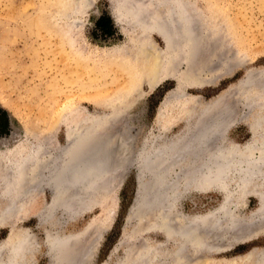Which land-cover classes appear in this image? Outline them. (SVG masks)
Listing matches in <instances>:
<instances>
[{
	"label": "rangeland",
	"instance_id": "obj_1",
	"mask_svg": "<svg viewBox=\"0 0 264 264\" xmlns=\"http://www.w3.org/2000/svg\"><path fill=\"white\" fill-rule=\"evenodd\" d=\"M131 1L92 0L88 8L80 4L76 12L71 7L70 15L60 17L55 13L57 0H0V108L6 110L9 117L7 129L0 130V209L8 201L5 193L9 189L6 186L14 180H10V175L17 170L15 162L26 161L22 162L26 170L23 185L28 187L31 183L29 178L31 180L33 177L29 168L33 156H24L33 154L48 161L47 164L42 161L38 166L39 176L42 175L39 189L32 190L20 205L11 208L9 215L0 216V223H4L0 226L2 252H7L14 238L24 231L33 237L32 252L26 255L28 264H57L52 260L48 244L49 236L56 233L72 235L84 231V239L80 237L71 242L79 249L84 248L87 241L94 240V255L87 258L85 264L124 262L142 240L164 244L167 252L173 250L176 245L159 229L142 230L146 224L141 223L136 210L134 213L129 208H135L139 182L151 179L139 166L140 152L150 150L158 139L176 137L193 122L191 126H195V123L198 125V112L191 114L188 120L181 117L195 100L208 103L221 96L220 106H228L224 107L227 114L225 109L222 113L223 110L220 112L217 108L210 111L211 114H198L200 120L207 115L214 122L219 118L222 121L230 120L227 119L228 114L230 118L233 117L234 122L223 136V143L227 147L235 145L244 148L257 138L253 125L258 113L254 96L259 86L264 95V75L260 73L264 70V0H191L194 79L198 74L195 80L210 79L209 84L190 86L187 81L178 83L174 79H166L153 90L142 85L137 96L133 94L138 90H129L134 80L128 65L104 61L98 66H79L68 57L71 56L69 49L64 51L57 47L61 43L52 32L53 28L63 23L78 22V27L74 26L72 33L73 44L84 52L96 50L95 59L100 58L99 49L130 47L148 36L164 49L159 36L142 29V19H147L146 15L139 14L141 16H138L137 22L134 15L125 13V6L127 9L130 3H137L136 0ZM73 3L78 4L79 0H73ZM99 18L105 19L104 26L107 28L98 25ZM4 36L7 38V52L4 50ZM185 60L177 68L182 76L189 73L190 64ZM249 72L252 74L247 77V80L250 79L248 82L255 80L252 88L244 83ZM259 75L260 84L256 80ZM182 93L189 99L178 98ZM116 97L124 98L117 101ZM113 99H116L113 106L97 105ZM167 99L169 103L175 101L176 105L165 106L167 114L160 119V105ZM248 102L252 103L250 107ZM214 111L217 115L213 114ZM218 113L219 117H216ZM223 114V117L227 116L223 118ZM95 126L100 128L96 139L111 149L115 159L114 167H111L117 171L112 186L107 188L105 185L107 187L98 189L88 210L73 214L74 207L68 211L56 206L52 212H47L45 209L54 195L51 184L46 183L49 170L62 163L79 127L86 129ZM107 147L105 149L108 150ZM3 170L6 172L2 173ZM6 174H9L8 177ZM241 200L236 208L245 224L241 231L211 228V240L217 245L219 241L221 246L198 253L194 249H187L188 255L193 256H190L193 259L188 260L189 264H257L259 257L255 252L258 251L254 249H264V219L261 221L256 217L260 207L255 193H248ZM225 201V195L219 189L186 190L179 200V209L187 216L203 215L210 211L217 214ZM233 203L229 205L230 208L234 207ZM128 210L137 216L126 220ZM221 220L227 223V218ZM222 235L224 237L218 239ZM165 250L162 247L161 252ZM161 254L159 260L152 261V264H174L169 260L172 257L170 253L169 256L166 252ZM165 258L168 260L163 261ZM127 264H130L129 260Z\"/></svg>",
	"mask_w": 264,
	"mask_h": 264
},
{
	"label": "bare ground",
	"instance_id": "obj_2",
	"mask_svg": "<svg viewBox=\"0 0 264 264\" xmlns=\"http://www.w3.org/2000/svg\"><path fill=\"white\" fill-rule=\"evenodd\" d=\"M91 1L92 0H79L78 4H74L73 0H57L55 13L59 14L60 17L64 14L65 16L66 14L70 15L72 12L71 7L74 8L73 11L76 12L75 10L80 9H76L80 4L83 5L84 8H88ZM129 1L132 2L131 0ZM136 1L137 3H130L127 9L125 6V13L134 15L137 22H139L138 19L140 18L138 16H141L139 14H143L144 17L147 16V19H142L144 23L142 29L148 34L153 33L159 36L164 43V49L157 46L151 37L148 36L147 38L144 37L145 39H140V41L132 44L130 47L99 49L100 58L95 59L94 53L96 50L84 52V50L74 46L72 33L74 31V26L78 27V22L76 21H72L73 24L69 23L68 25L63 23V25L53 28V31L51 30L54 32V35L58 37L59 43H61V46L57 47L64 51L69 49L71 56L68 57L76 64L78 63L79 66H89V64L98 66L104 61V63L117 61L118 63L121 62L128 65L132 70L131 78L134 80V85H132L129 90H138V92L135 91L134 94L132 93L133 96H137V93H139V91L141 92L139 88L142 85H146L150 90H153L166 79H174L178 83L187 81V84L190 86L198 85L201 87L203 85H208L210 79L209 81L206 79L195 80L198 74H196L197 77L194 79L195 74L193 72L195 71L192 67V53L194 54L192 1ZM142 1L143 5H141ZM138 2H141V4L139 5ZM136 10L141 12L137 14L135 13L137 12ZM117 21H119L118 17ZM6 39L7 38L4 36V50L7 52L8 47L5 43ZM63 53L64 52L61 54ZM184 58H186L190 67L189 73L182 76L178 74L177 68L183 63ZM167 62H169V65H167ZM226 70L227 69H225V71ZM260 73L264 75V70L260 71ZM250 74H252V72L247 73L244 83H247V86L252 88L254 85H252V83L255 80H252V83L248 82L250 79L248 78L249 80H247V77H249ZM256 77H258V79H256L258 84L262 83L259 81L260 75ZM196 81L198 83L195 84ZM258 84L256 85L259 86ZM260 87L261 86L257 88L258 91L256 90V97L254 96L258 113L254 117L253 123L257 133V138L252 141L253 144L240 148L235 145L227 147L226 144L223 143L224 133L228 126L234 122L232 119L233 117L230 118V114H228L227 119L232 120H225L226 122L222 121L220 118L218 121L216 120V122H214L213 118H211V120L210 117L208 118L206 115V117L204 116L206 118H204L205 120L201 118V120L204 121V123H202L203 121L201 122L200 118H198L199 113L204 112L205 114H211L210 111L213 112V110H215L214 108H217V111L220 112L225 109V113L227 114V109L224 108L227 105L225 106L223 103L224 105L220 106V104H222V98L218 96L219 98L216 97L208 103L202 102L200 99L195 100L193 105H189L191 107L188 108V111H184L185 114L181 116L188 120L191 114L198 112L196 119H199L201 123L198 121L196 122H198V125L203 124V126H198L196 123L195 126H191L193 122L176 137L169 140L165 138L162 140L158 139V142L156 141L152 144L150 150H143L140 152L138 158L139 166L151 179L150 181L142 179L139 182L138 199L135 203V208L132 207L131 209L133 212L136 210V214L141 217V223L146 224V226H141L143 228L142 230L159 229L167 236L168 240L173 241V244L176 246L173 250L171 249V251L167 252V248L165 250L166 246L164 244H156L140 239L142 241L137 249L136 247L134 248L136 251L132 253L133 255L131 254V257L127 256L124 262H120L121 264H127L128 260L130 264H152V261L159 260L163 252H166L167 256H169L168 253L172 255V260L168 258L171 262L173 261L174 264H189L188 260L190 261L193 259H190V256H193L191 254L188 255L187 249H194L198 253L200 251H211L220 247L219 241L217 245L215 241L211 240V228H216L220 231L226 229L230 232L240 230L245 224L236 208L240 201H242V197L248 193L253 192L257 195L260 210L256 213V217H259L261 221L264 219V95ZM249 89L248 87L247 90ZM127 95L128 94H126V96ZM186 96L187 95L182 93L178 95V98L189 99V97ZM123 98L118 97L117 99L116 97L117 101ZM116 99L97 105L113 106ZM168 101L169 99L164 100L160 105L158 112L160 119L167 114L165 106L174 107V105H176L175 101H171V103ZM249 104L252 103L248 102V107H250ZM223 112L224 110L222 113ZM215 113L214 111L213 114L215 115ZM216 117H219V113ZM98 129H100L98 126L86 129L79 127L75 137L71 139L70 148L66 150L62 163L53 166L50 170L48 167H45L47 171H50L48 178H46V183H50L54 190L51 203L48 204L45 209L47 212H52L56 206H62L68 211L71 207H74L75 211H72L73 214L83 212L90 208L93 195H96L98 189L105 185L108 186H105L107 188L112 186L114 173L117 171L111 167H114L113 164L115 161L113 162V160L115 159L111 149L109 150L105 143L103 144L99 142L100 140L96 139ZM105 147H107L108 150L105 149ZM32 156L33 159H31V163L29 162L31 166L29 168L31 170L30 174H32L31 176L33 177H31V180L29 178L31 183L30 185L28 184V187L23 185L26 170L25 164L23 165L22 162L26 163V161L15 162V169L17 170L10 175V180L11 178H14V180L6 186L9 189V192L5 193L8 201H6L4 206L0 209V216L9 215L11 208L20 205L23 199L29 195L32 190L36 188L39 189V186H41L40 177L42 175L39 176L38 166H40V162L44 161L47 164L48 161L46 162V159L42 160L39 158L42 156L36 157L33 154L24 157L32 158ZM27 167L28 166H26V168ZM5 170H3L2 173L6 172ZM10 171H12V169ZM10 171L7 170V172ZM8 175L6 177H8ZM192 189L201 191L219 189L225 195L226 201L220 206L217 214H215L216 212L214 211H210L203 215L187 216L180 211L179 200L185 194L186 190L190 191ZM234 191H236V193ZM234 195H239V197L236 196V198H234ZM232 203L234 207L230 208L229 205ZM134 213L133 215L137 216ZM224 218H227V223L225 224L223 220H221ZM208 220L209 222H206ZM3 224L4 223H0V226H3ZM83 233L84 231L72 235H60L56 233L53 236L51 234L48 239V244L53 262L57 264L87 263L85 260L94 255V240L87 241L85 247L82 249L77 248L74 243H71L83 237ZM223 237L222 235L218 237V239ZM82 239H84V237ZM221 240L223 241V239ZM33 242V237L30 236L27 231L22 232L21 235L14 238L7 252H2V248L0 249V264H28V262H26V255H28V252H32ZM80 242L78 243L81 244L82 242ZM162 247L165 251L161 252ZM254 250L258 251L255 252L259 257L257 264H259L258 262L264 264V249ZM252 259L254 258L252 257ZM164 260L166 261L168 259L165 258L163 261Z\"/></svg>",
	"mask_w": 264,
	"mask_h": 264
},
{
	"label": "trees",
	"instance_id": "obj_3",
	"mask_svg": "<svg viewBox=\"0 0 264 264\" xmlns=\"http://www.w3.org/2000/svg\"><path fill=\"white\" fill-rule=\"evenodd\" d=\"M104 20H105L104 18H99V20L97 21L98 25L100 27H102L103 29L107 28V26L106 27L104 26V24H105ZM107 21L109 22V20H107ZM8 125H9V117H8L7 111L0 108V130H2V129L6 130Z\"/></svg>",
	"mask_w": 264,
	"mask_h": 264
},
{
	"label": "water",
	"instance_id": "obj_4",
	"mask_svg": "<svg viewBox=\"0 0 264 264\" xmlns=\"http://www.w3.org/2000/svg\"><path fill=\"white\" fill-rule=\"evenodd\" d=\"M137 12H135V13H137V14H139L141 11H139V10H136ZM252 76V75H251ZM175 86H176V84H175ZM195 96H197V97H200V95H195ZM106 180V179H105ZM104 182V181H103ZM131 209V207L129 208V210ZM129 210H128V213L126 214V217H125V219L127 220V219H129V218H131L132 217V214L129 212ZM136 217V216H135ZM138 218V217H137ZM119 264H121V263H119ZM126 264V263H125Z\"/></svg>",
	"mask_w": 264,
	"mask_h": 264
}]
</instances>
